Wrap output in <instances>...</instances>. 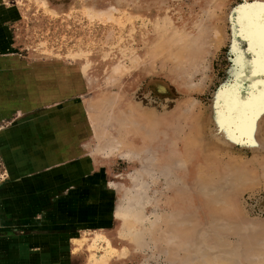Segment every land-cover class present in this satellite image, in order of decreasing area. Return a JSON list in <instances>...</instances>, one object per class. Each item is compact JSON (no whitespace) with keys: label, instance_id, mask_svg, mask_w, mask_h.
Returning <instances> with one entry per match:
<instances>
[{"label":"rangeland","instance_id":"1","mask_svg":"<svg viewBox=\"0 0 264 264\" xmlns=\"http://www.w3.org/2000/svg\"><path fill=\"white\" fill-rule=\"evenodd\" d=\"M262 35L264 0H0V194L3 168L56 166L19 159L21 137L46 152L67 137L65 165L86 173L6 208L29 214L0 219L4 250L20 264H264Z\"/></svg>","mask_w":264,"mask_h":264},{"label":"crops","instance_id":"2","mask_svg":"<svg viewBox=\"0 0 264 264\" xmlns=\"http://www.w3.org/2000/svg\"><path fill=\"white\" fill-rule=\"evenodd\" d=\"M9 129H13V127L11 126V128L9 127ZM23 138L21 137L13 143L16 144V151H18V154L20 155L19 159L23 158L31 160L46 157L50 160H56V166L54 165L50 168H47L46 171L37 173H35V170H26L23 177H21L19 173L14 172L6 175L5 169L3 168V175L1 176L4 181L3 191L5 192L0 194L1 220L5 219L6 216L25 218L26 216H28V212L22 210L17 211L13 209L7 210L6 208H11L12 206H14V208L15 206L18 208L29 207L25 206V203L32 198L34 199L37 193H40L41 195H48L51 192H55V195L61 192L65 193L74 186L78 185L79 182H83L84 177L86 176L83 168L79 170L73 165L72 167L65 165L73 159V156L70 155V153H74L73 150H75L72 146L73 144L71 145L70 143L71 141L69 142L68 139L66 140L67 137L56 136L53 141L50 142L51 146L48 147L49 150L47 152L42 151V149L44 148H27L25 145L27 143L26 141H23ZM21 144H23V148ZM58 198L59 201L64 202L65 200L68 201V199H70L69 197L66 199L65 196H60ZM22 203H24L25 205H23ZM59 205L60 203H58V206ZM40 206H42V204ZM11 247L12 246H10L9 244L7 248L10 250ZM5 248V244L0 245V262L5 264L6 260H11L14 264H20V255L17 254L19 255L18 257L12 256L9 253L11 250L5 251ZM3 258L4 260H2Z\"/></svg>","mask_w":264,"mask_h":264},{"label":"bare ground","instance_id":"3","mask_svg":"<svg viewBox=\"0 0 264 264\" xmlns=\"http://www.w3.org/2000/svg\"><path fill=\"white\" fill-rule=\"evenodd\" d=\"M80 241H81V239H80ZM80 241H73L72 243L74 244V246H75V248H77L79 245H80V243H82V242H80ZM107 243H108V246H110V243H109V241L108 240H105ZM93 242V241H92ZM264 260V259H263ZM257 262V261H256ZM260 262V261H259Z\"/></svg>","mask_w":264,"mask_h":264},{"label":"snow or ice","instance_id":"4","mask_svg":"<svg viewBox=\"0 0 264 264\" xmlns=\"http://www.w3.org/2000/svg\"><path fill=\"white\" fill-rule=\"evenodd\" d=\"M262 49H264V35H262Z\"/></svg>","mask_w":264,"mask_h":264}]
</instances>
